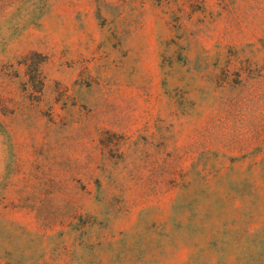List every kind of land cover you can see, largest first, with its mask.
<instances>
[{"label":"rangeland","instance_id":"374dc122","mask_svg":"<svg viewBox=\"0 0 264 264\" xmlns=\"http://www.w3.org/2000/svg\"><path fill=\"white\" fill-rule=\"evenodd\" d=\"M0 264H264V0H0Z\"/></svg>","mask_w":264,"mask_h":264}]
</instances>
